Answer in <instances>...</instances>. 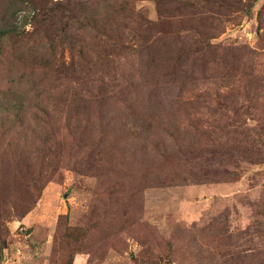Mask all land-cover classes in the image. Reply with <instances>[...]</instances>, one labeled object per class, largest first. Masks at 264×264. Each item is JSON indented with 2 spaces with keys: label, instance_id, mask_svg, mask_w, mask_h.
Masks as SVG:
<instances>
[{
  "label": "rangeland",
  "instance_id": "1",
  "mask_svg": "<svg viewBox=\"0 0 264 264\" xmlns=\"http://www.w3.org/2000/svg\"><path fill=\"white\" fill-rule=\"evenodd\" d=\"M22 8L51 18L1 57L0 264H264V0Z\"/></svg>",
  "mask_w": 264,
  "mask_h": 264
},
{
  "label": "trees",
  "instance_id": "2",
  "mask_svg": "<svg viewBox=\"0 0 264 264\" xmlns=\"http://www.w3.org/2000/svg\"><path fill=\"white\" fill-rule=\"evenodd\" d=\"M23 4V5H22ZM24 2L21 3V6H24ZM27 6H31V2L27 1ZM51 17L47 16V13H37L35 11L30 12L28 9H15L5 15H3L0 18V65H3L1 62V57L3 56L4 49L6 44H9V42L18 43L20 41H26L31 40L33 37H37L39 34V30H42L43 22L46 20H50ZM28 24H31L33 27V30L28 31L26 30V26ZM149 24V23H148ZM40 30V31H41ZM47 37V40H49L50 37ZM32 49H37V46H33ZM51 49L48 48V52H50ZM12 63V62H10ZM55 63H45L40 62V64H37L34 66V68H30V79H27L25 84H21L20 86H28V82H32L37 86V88H43L46 82V77H42L44 74L43 71H37L38 68L46 67V69H51V65L54 66ZM61 66H64V63L61 64ZM48 67V68H47ZM45 69V70H46ZM57 72L62 73V69L58 68L56 69ZM42 77V78H40ZM21 88V87H20ZM1 259V256H0Z\"/></svg>",
  "mask_w": 264,
  "mask_h": 264
}]
</instances>
